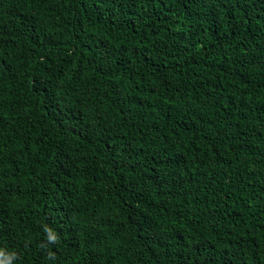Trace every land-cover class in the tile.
<instances>
[{
    "label": "trees",
    "instance_id": "obj_1",
    "mask_svg": "<svg viewBox=\"0 0 264 264\" xmlns=\"http://www.w3.org/2000/svg\"><path fill=\"white\" fill-rule=\"evenodd\" d=\"M0 264H264V0H0Z\"/></svg>",
    "mask_w": 264,
    "mask_h": 264
}]
</instances>
